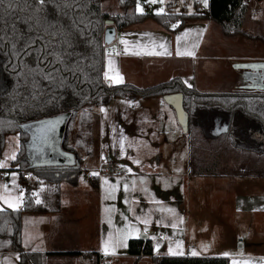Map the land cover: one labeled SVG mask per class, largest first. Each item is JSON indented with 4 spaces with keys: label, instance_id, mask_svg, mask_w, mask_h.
<instances>
[{
    "label": "crops",
    "instance_id": "crops-1",
    "mask_svg": "<svg viewBox=\"0 0 264 264\" xmlns=\"http://www.w3.org/2000/svg\"><path fill=\"white\" fill-rule=\"evenodd\" d=\"M122 1L110 0L112 5L115 4L119 8V11H121ZM173 1L161 0L157 4L143 3V14L163 13L169 5L175 7ZM207 3L201 7L194 0L191 10H187L185 6L180 11L175 8L174 10L177 13L181 11L191 13L194 7L198 6L201 11H205ZM115 31V39L111 43L109 55L105 48L104 76L107 73L108 78H105V82L109 86L131 84L138 88H149L173 78H179L186 87L202 93L264 92V42L260 40L224 37L217 24L203 20L186 22L176 32L162 28L151 19ZM224 38L234 41H226ZM122 39L126 43L122 44ZM178 50L181 55H177ZM189 52L193 55L186 54ZM117 73L122 78L120 83H116L113 79ZM160 99L157 97L136 100L115 99L128 102L131 114L129 122L120 121L117 130H128L130 136L148 141L153 154L150 155L148 149H136L131 151L130 159H126L124 163L121 162L124 161L123 159L118 163L114 158L106 163L102 157L106 154H102L104 150L101 148V151L98 150L96 153L99 156L96 165L87 170H81L80 173L71 177L65 175L66 171L63 168L37 169L29 171L30 178L23 180L22 171H19L16 166V177L0 181V183L8 180L11 182L7 189L0 191V197H4L0 199V210H19L28 197H32L35 203L39 198V205L48 209V212L43 213L22 214L23 252L50 255L46 264H95L96 256L85 258L75 255L85 253H96L98 262L105 264H139L145 259H149L152 264L151 257L129 256L127 243L130 239H138L136 237L139 233H154V231H145V228L148 229L155 222L161 223L171 217L176 218V210L178 215L182 214V202L178 195L185 178L192 176L188 173L191 164L188 157L189 150L183 155L185 156L183 164V150L179 144H176L177 141L181 142V139L187 141L186 137H183L182 129L179 127L181 133L174 138L175 145L172 150L177 154L176 159H173L171 149L163 148L164 145L156 142H161V139L167 140L165 130L162 132L160 129L157 135L156 131L144 126L143 123L148 120L145 118L146 114L148 117V110L143 111L142 108L134 106V104H140L144 109L150 110L149 107L154 102V106H158L157 101L159 106H162ZM234 116L230 120L231 125ZM231 125L225 131H229L236 140L251 141L259 147L264 146V135H260L257 142H253L250 139L251 128L235 131ZM60 128L59 125L55 135ZM231 154L245 158V155L239 152ZM208 158L206 156V160ZM28 160L32 166L36 167L58 158L56 155L47 154ZM168 162L177 163L180 167L177 168V174L171 170ZM152 164L155 166L153 167ZM109 165L111 167L108 170ZM161 165L162 168H159ZM245 172L242 175L216 174V176L233 178L230 183L233 196L219 198L223 210L229 214L231 207H225V202L231 199L233 211L238 213L239 217L245 219L248 215H253L259 219L264 218V179L253 174V171L249 175ZM215 173L218 172L215 171ZM165 181H169L167 185H170L169 188L164 186L165 190L173 191L174 195L171 199L163 200L167 204L159 205L156 202L157 206L152 205L162 208V213L165 215L161 217V214L155 215L149 210L150 203H154L150 193L155 188L159 189L163 186ZM93 182L96 183V187L91 186ZM21 192L22 197H20ZM163 196L158 191V197ZM9 197L13 200L20 197L17 208L8 207ZM121 203L124 207L118 208ZM166 205L174 207V216L171 210L165 207ZM145 220L147 224L144 223ZM162 225L166 224L162 223ZM165 228L163 226L164 230ZM112 239H119L121 243L115 247L109 243L108 252L105 254L104 242H110ZM158 239L162 241V244L157 249L151 241L153 255L155 257L175 256L166 250L164 244L166 238L162 234H158ZM237 242L239 243V240ZM240 249H242L241 245L237 251H234L226 244L225 247L218 249L219 252L202 254L201 257H225L229 260V264H233L234 261L238 264H243L244 261L250 264H264V255H244L240 253ZM4 253L15 256L18 264L17 253L0 252V254Z\"/></svg>",
    "mask_w": 264,
    "mask_h": 264
},
{
    "label": "trees",
    "instance_id": "trees-1",
    "mask_svg": "<svg viewBox=\"0 0 264 264\" xmlns=\"http://www.w3.org/2000/svg\"><path fill=\"white\" fill-rule=\"evenodd\" d=\"M106 0H0V154L5 138L18 134L19 150L13 166L19 171L63 168L66 176L80 173L82 157H90L92 147L93 108L115 99L136 100L181 94L188 116L184 135L187 139L190 166L188 173L216 176V163L206 164V156L217 158L239 152L264 162L262 148L247 147L229 131L206 139L200 124L201 115L216 112L239 115L258 126L264 135V92L202 93L186 87L173 78L149 88L131 84L109 86L105 82V22H113L120 31L130 25L151 19L162 28L176 32L190 21H211L220 27L224 37H245L264 42V36L244 30L249 6L243 0H208L205 11L198 6L191 13L175 12L169 5L159 14L136 12L137 0H123L121 12L106 13ZM264 10V0H260ZM70 5V6H69ZM175 25V27H171ZM68 114L64 122L61 149L71 153L75 164L68 167L32 166L26 158V145L35 124ZM230 125V123H229ZM75 133L72 144L71 135ZM264 177L260 171L254 172ZM63 180V179H60ZM91 186L96 187L93 182ZM48 209L25 199L19 210H0V252L18 254V264H46L48 254L25 253L22 250L23 213H43ZM127 254L136 258L151 257L152 264H229L225 257H155L150 239H130ZM85 258L96 253L75 254Z\"/></svg>",
    "mask_w": 264,
    "mask_h": 264
},
{
    "label": "rangeland",
    "instance_id": "rangeland-1",
    "mask_svg": "<svg viewBox=\"0 0 264 264\" xmlns=\"http://www.w3.org/2000/svg\"><path fill=\"white\" fill-rule=\"evenodd\" d=\"M195 1H197L201 7L205 5L204 0ZM160 2L161 0H156L155 4ZM173 2L175 6L174 8L177 11H180L183 6H185L187 10H191L194 0H174ZM137 3H139L142 8V4L148 2L147 0H137L136 7ZM102 9L104 12L111 14H118L121 12L115 4H111L110 0L103 2ZM254 11H259V7L255 4V2H251L249 5V16L246 18L244 23V30L249 33L264 36V10L262 8L255 19L252 18V12ZM215 27L217 26L215 25ZM224 39H226V41H234L233 39ZM104 47L106 48L107 55H109L111 53V44L104 45ZM2 78L3 76L0 72V85L2 83ZM160 101L162 106H159V102L157 101L158 106H154V102L151 107H149L150 110L144 109L143 105L140 104H134V106L136 105L137 107L142 108L143 111L148 110V117L147 114L145 115V118H148V120L146 122L143 121L144 126H147L148 128L150 127L153 131H156L157 135H159L160 129L162 132L165 130V133L168 136L166 141L162 139L161 142L156 140L153 141L164 145L163 148L169 147V149H171L172 156H174L173 159H176L177 152L172 149L175 145L174 138L178 135V133H181L179 130L181 127L177 121L176 113L173 107L168 105L163 99H160ZM101 108L104 109L103 112L101 111ZM129 109L128 102H124L122 100H112L105 106L93 108V123L91 131L94 154L90 158L80 154L84 160V163L81 165V170H87L91 166L96 165V160L99 157L96 153L98 150L101 151V148L104 150L102 154H106L105 156L102 155L104 162L106 163L110 162L113 158L118 163H120V160L123 159L124 161L121 162L124 163L126 159H130L131 151L136 149H148L150 151V155L153 154L152 148H149L148 141L130 136L128 130H117L120 121L129 122L131 119ZM235 116L232 120V125L230 124L232 129L236 131L251 128L252 135H250V139L253 142H257L256 140H259L260 135H262L258 126L245 120L239 115ZM232 117L213 111L206 112L201 115L200 124L206 134L205 138L210 139V137L219 135L221 132L225 133L226 128L229 127ZM106 121H108V123ZM59 125L62 126L59 121H49L42 124H35L31 130V135L26 145L25 156L27 159H37L47 154L56 156L60 155V151L57 149L60 131H58L57 135H55L57 129H59ZM258 131L259 135L257 136ZM253 132H256V134ZM74 134L75 133L71 135L72 144L75 141ZM183 137H185L184 131ZM157 140L159 139L157 138ZM239 142L247 147L262 148L257 144H253L251 141L239 140ZM176 144H179V147L183 150L182 162L184 164L185 156L183 155H185L188 151L187 141L181 139V142L177 141ZM18 150V134L7 136L4 142L3 151L0 154V162L4 164V167L0 168V175L4 174L6 178H9V180L17 175L15 171L16 166H13V162L16 159ZM13 156L15 157L14 159ZM205 162L209 165H212V163L215 162V171H217V174L220 175H242L245 172V169V173H247V175H249L252 171L257 172L260 170L261 173H264V162H256L250 156H245L244 158L242 156H237L236 154H224L220 152V155L217 158H208ZM167 164L171 167L172 171L176 174L178 173L177 168L180 167L177 166V163L168 162ZM152 166L154 167L155 165L152 164ZM159 168H162V165ZM261 179H264V177ZM9 180L5 183H0V191L9 187L11 183ZM232 180V177L210 175H192L187 177V179L185 178L182 184V189L180 190V195H178L182 202V214L178 215L176 210V218L171 217V220L167 219L161 223L155 222L147 229L148 231H154V233H139L136 238H139L141 235H146L152 241L155 249H157L162 244V241L158 239V234H162L166 238L164 243L166 245V250L169 251V247H171L172 253H174L173 255L175 256H193L191 253L195 251L197 256L201 257L202 254H213L219 252L218 249L220 247H225L226 244L234 251H237L241 245L242 249L239 251L244 255H264V218L259 219L253 215H248L245 219L239 217V214L233 211L231 199L225 202V207H231L229 214L223 210V205L219 198H231L233 196L230 184ZM167 183H169V181H165L163 186L159 189L155 188L153 192L150 193L154 203H150L151 208L149 210L155 215L161 214V217L165 215L162 213V208L160 209L152 205L157 206L156 202H158L159 205L167 204L164 203L163 200L173 198L174 192H168L164 188V186L166 188L170 187ZM5 185L7 186L6 188L4 187ZM158 191L164 195L162 198L158 197ZM119 207L124 206L121 203L118 205V208ZM165 207L171 210L173 216L175 215L173 206L166 205ZM162 223H165L166 225H162ZM173 225H175V227H173ZM163 226L166 227V230L163 229ZM254 229L261 231H256ZM237 240H239V243ZM0 264L17 263L15 261V256L9 253H4L0 254ZM139 264H151V262L149 259H145Z\"/></svg>",
    "mask_w": 264,
    "mask_h": 264
},
{
    "label": "water",
    "instance_id": "water-1",
    "mask_svg": "<svg viewBox=\"0 0 264 264\" xmlns=\"http://www.w3.org/2000/svg\"><path fill=\"white\" fill-rule=\"evenodd\" d=\"M115 28L113 26V22L110 20H107L105 22V29H104V33H103V44L104 45H110L114 39H115ZM163 100L166 101V103L170 106L173 107L175 113H176V117H177V121L180 125V127L182 128V130L185 132L186 128H187V124H188V116L186 114V112L183 109V97L181 94H173V95H167L163 97ZM69 115L65 114V115H61V116H56L47 120H44L40 123H46L49 121H59L62 126H61V130L59 133V138H58V142H57V149L60 151V155L57 156L58 160L49 162V163H45V164H39L36 165L38 166H51V167H68V166H73L75 164V160L74 157L71 153L65 152L61 149V141H62V137H63V126H64V122L68 119ZM148 237L146 235H141L138 239L140 240H146Z\"/></svg>",
    "mask_w": 264,
    "mask_h": 264
},
{
    "label": "snow or ice",
    "instance_id": "snow-or-ice-1",
    "mask_svg": "<svg viewBox=\"0 0 264 264\" xmlns=\"http://www.w3.org/2000/svg\"><path fill=\"white\" fill-rule=\"evenodd\" d=\"M147 2H148V3H153V4H154V3H156V0H147ZM204 2H205V4H206V3H207V0H204ZM39 3H40L41 5H43V4L45 3V0H39ZM69 6H70V5H69ZM136 10H137V12L143 13V9L140 7V4H139V3H137ZM173 27H175V25H173ZM177 39L179 40L180 38L178 37ZM121 43H122V44H123V43H126V41H124V40L122 39V40H121ZM161 47H163V45H161ZM149 54H153V53H149ZM186 54H187V55H193V53H191V52L186 53ZM177 55H181V53L179 52V50L177 51ZM105 78H106V79L108 78L107 73H105ZM113 79H114V81H115L116 83H120L121 80H122V78L119 76L118 73H117V75H116L115 77H113ZM101 111L103 112L104 109L101 108ZM14 158H15V157L13 156V159H14ZM3 167H4V164H3L2 162H0V168H3ZM13 175H14V174H13ZM93 175H95V173H93ZM105 183H107V181H105ZM4 187L6 188L7 186L5 185ZM125 189H127V185H125ZM34 195H35V194H34ZM22 196H23V193L21 192V193H20V197H22ZM20 197H18L16 200H13L11 197H9V198L7 199L8 207L13 208V209L17 208V207L19 206V199H20ZM0 199H4V197H0ZM36 203H37V204L40 203L39 198L36 199ZM144 223L147 224V221L145 220ZM173 227H175V225H173ZM145 231H147L146 228H145ZM109 243H111V245H112L113 247H115V246H117L119 243H121V240H119V239H112L110 242H104L103 247H104L105 254H107V252H108V245H109ZM169 253H172V248H171V247H169ZM172 254H174V253H172ZM180 254H182V253H180ZM191 255L195 256V255H197V253H196L195 251H193V252L191 253ZM225 255H227V254H225ZM233 264H238V262L234 261ZM243 264H250V262H248V261H244Z\"/></svg>",
    "mask_w": 264,
    "mask_h": 264
},
{
    "label": "built area",
    "instance_id": "built-area-1",
    "mask_svg": "<svg viewBox=\"0 0 264 264\" xmlns=\"http://www.w3.org/2000/svg\"><path fill=\"white\" fill-rule=\"evenodd\" d=\"M251 2H255V4H257L258 5V7H259V11L260 10H262V4H261V2H260V0H243V3L245 4V5H250V3ZM262 7V8H261ZM259 11H254V12H252V18H257V16H258V13H259ZM111 167V165H109L108 166V170H109V168ZM108 172V171H107ZM21 178L23 179V180H27V179H29L30 178V172L29 171H22L21 172ZM6 180V177H5V175L4 174H1L0 175V181H5Z\"/></svg>",
    "mask_w": 264,
    "mask_h": 264
}]
</instances>
